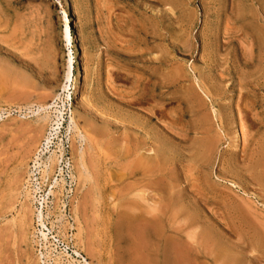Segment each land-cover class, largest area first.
<instances>
[{
  "label": "rangeland",
  "instance_id": "374dc122",
  "mask_svg": "<svg viewBox=\"0 0 264 264\" xmlns=\"http://www.w3.org/2000/svg\"><path fill=\"white\" fill-rule=\"evenodd\" d=\"M0 264H264V0H0Z\"/></svg>",
  "mask_w": 264,
  "mask_h": 264
},
{
  "label": "bare ground",
  "instance_id": "6f19581e",
  "mask_svg": "<svg viewBox=\"0 0 264 264\" xmlns=\"http://www.w3.org/2000/svg\"><path fill=\"white\" fill-rule=\"evenodd\" d=\"M66 25H68V27L70 28V23H69V20H67L66 21ZM70 40L71 41H73V38H72V32H71V28H70ZM207 92V91H206ZM207 97H209V92H207ZM210 101H212V100H210ZM58 118V117H57ZM46 120H47V118H46ZM57 125V124H56ZM72 126H73V124H72ZM71 126V127H72ZM49 141V140H48ZM56 157V156H55ZM54 157V158H55ZM51 158V157H50ZM53 158V157H52ZM48 168V167H47ZM40 215V214H39ZM40 217V219H41V216H39ZM41 235H42V237L46 240L47 239V235L44 233V232H41ZM54 256V255H53Z\"/></svg>",
  "mask_w": 264,
  "mask_h": 264
}]
</instances>
